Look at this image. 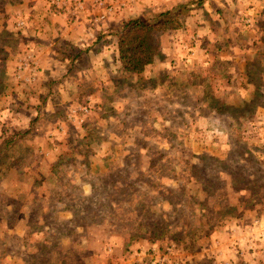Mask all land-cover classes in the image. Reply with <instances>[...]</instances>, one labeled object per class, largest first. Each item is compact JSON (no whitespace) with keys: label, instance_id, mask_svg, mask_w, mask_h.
Masks as SVG:
<instances>
[{"label":"rangeland","instance_id":"374dc122","mask_svg":"<svg viewBox=\"0 0 264 264\" xmlns=\"http://www.w3.org/2000/svg\"><path fill=\"white\" fill-rule=\"evenodd\" d=\"M0 264H264V0H0Z\"/></svg>","mask_w":264,"mask_h":264},{"label":"trees","instance_id":"16d2710c","mask_svg":"<svg viewBox=\"0 0 264 264\" xmlns=\"http://www.w3.org/2000/svg\"><path fill=\"white\" fill-rule=\"evenodd\" d=\"M154 17L155 19L152 20L125 19L116 30L117 61L122 72L140 73L143 71L144 67L153 61L159 50V34L178 25H173L174 15L171 16L169 10L159 12Z\"/></svg>","mask_w":264,"mask_h":264}]
</instances>
